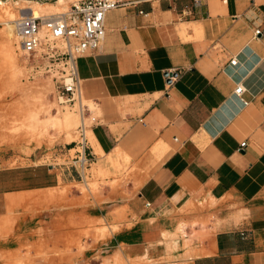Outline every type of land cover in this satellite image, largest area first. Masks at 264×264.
Masks as SVG:
<instances>
[{"label":"crops","instance_id":"obj_1","mask_svg":"<svg viewBox=\"0 0 264 264\" xmlns=\"http://www.w3.org/2000/svg\"><path fill=\"white\" fill-rule=\"evenodd\" d=\"M124 1L76 60L93 164L132 168L83 208L108 228L85 257L264 264V0Z\"/></svg>","mask_w":264,"mask_h":264},{"label":"rangeland","instance_id":"obj_2","mask_svg":"<svg viewBox=\"0 0 264 264\" xmlns=\"http://www.w3.org/2000/svg\"><path fill=\"white\" fill-rule=\"evenodd\" d=\"M32 1L55 0H0V264H94L95 257H85L87 241L108 228L83 208L106 188L130 183L132 168L127 158L122 164L108 157L115 172L91 164L86 184L67 169L64 142L74 138L78 114L58 102L49 77H27L15 35L5 33L19 7ZM63 1L54 12L68 9ZM39 11L51 14L46 6ZM109 259L104 264H127Z\"/></svg>","mask_w":264,"mask_h":264},{"label":"built area","instance_id":"obj_3","mask_svg":"<svg viewBox=\"0 0 264 264\" xmlns=\"http://www.w3.org/2000/svg\"><path fill=\"white\" fill-rule=\"evenodd\" d=\"M191 1L193 5L201 2ZM124 4V0H73L68 9L51 14L34 15L18 9V17L11 20L17 47L29 64L27 77H49L55 83L58 102L78 114L75 140L67 150L65 163L85 184L94 159L88 134L95 117L82 98L76 60L101 46L107 12ZM230 63L235 64L236 59L232 58ZM243 91L240 84L234 90L237 95ZM244 146L245 142H241L240 148Z\"/></svg>","mask_w":264,"mask_h":264},{"label":"bare ground","instance_id":"obj_4","mask_svg":"<svg viewBox=\"0 0 264 264\" xmlns=\"http://www.w3.org/2000/svg\"><path fill=\"white\" fill-rule=\"evenodd\" d=\"M64 3L63 0H55L53 3H44V4H41L37 1H32V2H29V4H23L19 7V9H25L29 12H31L32 14L34 15H40V9L44 6L48 7L50 12H54V10L56 9V7H59L61 6L62 4ZM19 15V13H18ZM11 26H12V23H11ZM6 33V36L7 37H12L15 35L14 33V30H13V27L11 29L10 25L8 26V28L6 29L5 31ZM15 37V36H14ZM169 84V83H168ZM66 116V115H65ZM70 117V116H69ZM73 117V119L75 118V115L74 116H71V118ZM68 120V119H67ZM70 120V119H69ZM68 122V121H67Z\"/></svg>","mask_w":264,"mask_h":264}]
</instances>
